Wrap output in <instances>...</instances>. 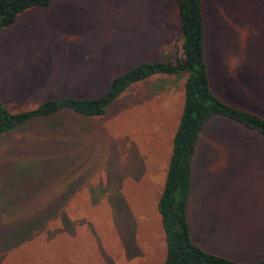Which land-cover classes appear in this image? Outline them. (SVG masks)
I'll list each match as a JSON object with an SVG mask.
<instances>
[{
  "label": "rangeland",
  "instance_id": "rangeland-1",
  "mask_svg": "<svg viewBox=\"0 0 264 264\" xmlns=\"http://www.w3.org/2000/svg\"><path fill=\"white\" fill-rule=\"evenodd\" d=\"M201 15L211 93L264 119V0H201ZM180 44L175 0H51L0 31V103L16 113L97 98L136 65L173 60ZM185 78L154 75L100 117L61 112L0 136V264L162 262L156 203ZM186 219L203 251L264 260L257 134L219 116L204 124Z\"/></svg>",
  "mask_w": 264,
  "mask_h": 264
},
{
  "label": "trees",
  "instance_id": "trees-1",
  "mask_svg": "<svg viewBox=\"0 0 264 264\" xmlns=\"http://www.w3.org/2000/svg\"><path fill=\"white\" fill-rule=\"evenodd\" d=\"M180 49L171 61L141 63L113 78L103 95L91 99L61 97L40 103L33 109L9 113L0 103V136L31 120L69 112L85 118L100 117L129 86L154 75L186 74L178 124L171 139V150L162 190L156 203L164 237L165 255L160 264H264V260L241 263L207 253L190 239L186 207L191 192V161L198 135L204 124L219 116L236 122L257 134L264 145V119L218 100L208 86L203 57L201 0H175ZM50 0H0V31L22 12L46 7Z\"/></svg>",
  "mask_w": 264,
  "mask_h": 264
},
{
  "label": "crops",
  "instance_id": "crops-1",
  "mask_svg": "<svg viewBox=\"0 0 264 264\" xmlns=\"http://www.w3.org/2000/svg\"><path fill=\"white\" fill-rule=\"evenodd\" d=\"M51 1V0H50ZM177 6V5H176ZM178 12V11H177ZM115 65H118V64H121V60L117 61L114 63ZM107 65V64H106ZM82 86H85V85H82ZM182 89H183V86H182ZM263 144V143H262ZM171 150V149H170ZM217 228H219V226H216ZM164 255H165V244H164V254H163V259H164ZM159 259L161 260L162 259V255H160ZM163 261V260H162Z\"/></svg>",
  "mask_w": 264,
  "mask_h": 264
}]
</instances>
